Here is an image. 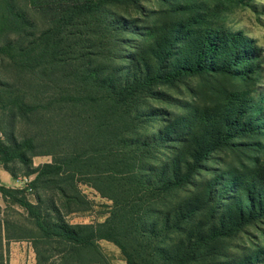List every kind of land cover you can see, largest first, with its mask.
I'll return each instance as SVG.
<instances>
[{
  "label": "trees",
  "instance_id": "1",
  "mask_svg": "<svg viewBox=\"0 0 264 264\" xmlns=\"http://www.w3.org/2000/svg\"><path fill=\"white\" fill-rule=\"evenodd\" d=\"M143 1L0 0V165L26 180L0 179L4 203L23 210L0 207V264L18 242L35 264H112L101 241L126 264H236V235L264 217L259 163L202 175L233 140L264 134L262 99L234 92L188 119L155 106L190 79L259 84L263 50L200 12L161 21ZM156 1L169 14L177 2ZM84 186L108 203L103 221L67 220L94 208Z\"/></svg>",
  "mask_w": 264,
  "mask_h": 264
},
{
  "label": "rangeland",
  "instance_id": "2",
  "mask_svg": "<svg viewBox=\"0 0 264 264\" xmlns=\"http://www.w3.org/2000/svg\"><path fill=\"white\" fill-rule=\"evenodd\" d=\"M141 6L156 12L161 21H177L188 17L190 11L192 14L200 12L202 17L211 20L219 28L222 27L231 32H242L263 50L262 62L259 67L262 80L259 84L255 81L242 82L228 78L190 79L178 84L177 88H165L170 103L167 101L155 103L156 108H164L176 118L188 119L189 117H198L197 114L204 110L221 107L223 100L234 92H248L251 96H257V100L260 98L264 102V0H177L171 14L167 12L166 7L156 0H145ZM133 15L141 20L144 18L141 11H133ZM224 103L226 102L224 101ZM16 126L17 130L23 129V125L20 123ZM222 152L223 154H214L204 164L205 170L202 175L212 176L214 171L215 176L230 179L233 176L241 177L242 174H248L249 170L255 168L257 163H259L258 167L264 168V160L262 159L264 156V134L251 138L235 139L232 141V146L226 147ZM51 161L52 158L49 156H39L33 159L35 166ZM24 185L25 182L23 181L19 185L20 187L15 188H23ZM81 188L83 193L94 202V208L89 213L73 215L67 220L71 223L103 221L104 214L108 212V203L102 200L92 189L85 186ZM231 194L236 196V192ZM28 198L32 202L35 201L33 195H29ZM222 205L229 206V203L224 201ZM0 207L5 210L6 216L15 217V212L23 213L19 207H7L1 194ZM100 245L112 264H126L120 250L114 244L101 241ZM227 252L236 264H264V257H257L258 252H264V217H259L247 226L244 232L238 233L232 242V247ZM16 256L21 259L20 262L18 261L20 264L36 263L25 244L9 245L5 259L7 257L8 263H10L9 259L11 257L16 258Z\"/></svg>",
  "mask_w": 264,
  "mask_h": 264
},
{
  "label": "crops",
  "instance_id": "3",
  "mask_svg": "<svg viewBox=\"0 0 264 264\" xmlns=\"http://www.w3.org/2000/svg\"><path fill=\"white\" fill-rule=\"evenodd\" d=\"M0 179L4 185L11 187V188L20 187L19 185L22 184L23 181L26 182V180H23L21 178L14 179L7 171H5V169L3 168L2 165H0ZM12 244H25L26 249H28L32 253V256L34 257V261H35V254H34V251H33L32 247L29 243L18 242V243H11L10 245H12ZM20 260L21 259L17 256H16V258L11 257L9 259V262H10L9 264H20L19 263Z\"/></svg>",
  "mask_w": 264,
  "mask_h": 264
}]
</instances>
